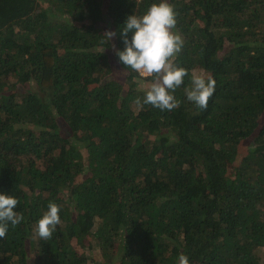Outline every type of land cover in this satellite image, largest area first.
<instances>
[{
	"label": "trees",
	"instance_id": "1",
	"mask_svg": "<svg viewBox=\"0 0 264 264\" xmlns=\"http://www.w3.org/2000/svg\"><path fill=\"white\" fill-rule=\"evenodd\" d=\"M158 2L0 0V193L23 215L0 264H264V0H169L188 70L172 111L136 104L151 78L116 54ZM193 71L216 81L206 110Z\"/></svg>",
	"mask_w": 264,
	"mask_h": 264
},
{
	"label": "clouds",
	"instance_id": "2",
	"mask_svg": "<svg viewBox=\"0 0 264 264\" xmlns=\"http://www.w3.org/2000/svg\"><path fill=\"white\" fill-rule=\"evenodd\" d=\"M177 14L169 0L153 3L143 15H129L120 35L125 48L116 49L119 62L133 72L138 73L141 80L151 78L145 90L143 104L140 99L136 104L140 107L151 105L161 111H172L180 106L174 93L184 83L188 70L178 66L175 58L181 52L184 40L178 31ZM132 33L131 39L128 34ZM117 35L115 31H106L103 36L108 40ZM115 48V45H112ZM216 81L210 75L191 74L190 86L184 89L187 100L198 109L206 110L213 95ZM19 201L14 196L0 193V238L8 232L9 224L16 227L23 220V215L14 209ZM60 208L50 202L48 210L43 214L34 228V232L42 240H50L57 226L61 223ZM179 264H190L189 258L181 253Z\"/></svg>",
	"mask_w": 264,
	"mask_h": 264
},
{
	"label": "rangeland",
	"instance_id": "3",
	"mask_svg": "<svg viewBox=\"0 0 264 264\" xmlns=\"http://www.w3.org/2000/svg\"><path fill=\"white\" fill-rule=\"evenodd\" d=\"M247 142L250 143V141H247ZM246 148H247V147L245 146L243 149L246 150Z\"/></svg>",
	"mask_w": 264,
	"mask_h": 264
}]
</instances>
